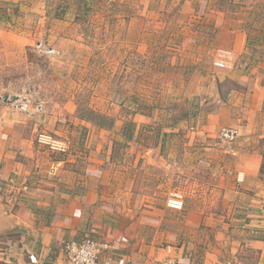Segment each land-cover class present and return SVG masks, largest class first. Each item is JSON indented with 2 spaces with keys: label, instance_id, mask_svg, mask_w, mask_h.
Listing matches in <instances>:
<instances>
[{
  "label": "rangeland",
  "instance_id": "1",
  "mask_svg": "<svg viewBox=\"0 0 264 264\" xmlns=\"http://www.w3.org/2000/svg\"><path fill=\"white\" fill-rule=\"evenodd\" d=\"M225 27L246 33L237 69L264 64V0H0V105L67 145L39 147L45 156L105 157L136 218H156L173 193L186 212L193 187L209 196L197 159L231 143L222 125L203 128L232 87L213 61L228 49Z\"/></svg>",
  "mask_w": 264,
  "mask_h": 264
},
{
  "label": "crops",
  "instance_id": "2",
  "mask_svg": "<svg viewBox=\"0 0 264 264\" xmlns=\"http://www.w3.org/2000/svg\"><path fill=\"white\" fill-rule=\"evenodd\" d=\"M207 10L224 16L222 9ZM197 14L206 13L199 8ZM227 30L228 50L244 53L245 31ZM236 67L238 61L226 73L232 84L226 102L203 126L206 133L221 125L237 132L231 143L207 147V156L197 159L208 164V198L195 196L193 187L186 212L165 206L156 218H136L121 204V172H112L105 157L45 156L34 142L35 124L0 105V264H69L61 243L92 229V236L115 242L113 264H264V64L249 72ZM12 188L19 199L8 204Z\"/></svg>",
  "mask_w": 264,
  "mask_h": 264
},
{
  "label": "built area",
  "instance_id": "3",
  "mask_svg": "<svg viewBox=\"0 0 264 264\" xmlns=\"http://www.w3.org/2000/svg\"><path fill=\"white\" fill-rule=\"evenodd\" d=\"M213 61L219 68L232 70L236 65L237 57L231 50L218 49L216 50ZM20 106L26 108V105ZM218 136L223 142H231L236 138L237 132L233 128L223 127L219 130ZM35 144L51 152L64 151L67 149L65 142L58 140L45 131H38L36 133ZM18 199L19 194L15 188L8 191V204H14ZM166 206L181 210L183 208L182 195L179 193L171 194L166 200ZM90 233V235H86L80 240L69 239L61 243V251L65 261L69 264H113L112 252L115 242L106 238L92 236L96 233L93 229Z\"/></svg>",
  "mask_w": 264,
  "mask_h": 264
},
{
  "label": "trees",
  "instance_id": "4",
  "mask_svg": "<svg viewBox=\"0 0 264 264\" xmlns=\"http://www.w3.org/2000/svg\"><path fill=\"white\" fill-rule=\"evenodd\" d=\"M261 169L263 170L264 169V165L262 164V166H261Z\"/></svg>",
  "mask_w": 264,
  "mask_h": 264
}]
</instances>
